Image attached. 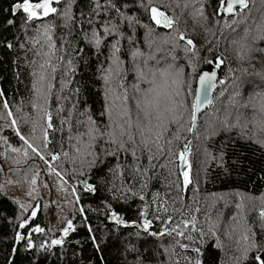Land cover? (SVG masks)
Instances as JSON below:
<instances>
[{
  "label": "trees",
  "instance_id": "1",
  "mask_svg": "<svg viewBox=\"0 0 264 264\" xmlns=\"http://www.w3.org/2000/svg\"><path fill=\"white\" fill-rule=\"evenodd\" d=\"M18 3L0 0V101L12 122L0 136L19 149L6 150L0 166L27 192L36 162L44 163L73 190L78 211L50 231L39 210L30 218L0 192V264H257L264 256V0H248L229 17L218 14L220 0H50L56 12L31 21L22 9L13 14ZM152 8L173 26L157 25ZM241 42L250 48L243 60ZM209 60L221 67L191 131L194 83L213 68ZM147 90L159 100L151 120L136 107ZM125 109L133 140L124 136L118 149L100 132L118 135Z\"/></svg>",
  "mask_w": 264,
  "mask_h": 264
},
{
  "label": "snow or ice",
  "instance_id": "2",
  "mask_svg": "<svg viewBox=\"0 0 264 264\" xmlns=\"http://www.w3.org/2000/svg\"><path fill=\"white\" fill-rule=\"evenodd\" d=\"M235 5H238L239 8L241 10H243V9L248 7V0H220V3H219V7L224 8V10L228 13L233 12ZM19 9H22L23 12H25L27 14L26 19L29 21L33 20L34 18H38L39 10H42V14L44 16H47L49 13L56 12L55 8L50 7V0H42L41 3H36V4H32L30 2V0H23V3H18L14 6L13 14H15V12ZM151 11H152V20L155 21V23L157 25H163L164 27H168V28H171L173 26V23H174L173 19L166 16L163 12H159L156 8H152ZM66 15H67V13H66ZM201 15H202V12H201ZM8 23L12 24L13 21L9 20ZM260 28L262 31H264V25H261ZM179 39L182 41L186 40V46H191L193 44L192 40L186 39V37L183 33H179ZM97 43H99L98 40H97ZM186 50H190V48L186 47ZM249 52H250L249 46H247L241 42L239 44L240 59L243 60L245 57H247L249 55ZM206 62L209 63L210 65H213L214 68L218 69L221 67L222 60H217L215 62L209 60ZM168 74L169 73H168L167 69L160 72L161 76H165ZM153 75H155V73H153ZM215 80H216V72L215 71H212L211 73L203 72L199 76V83L202 87H205V86L208 88L214 87L215 85H214L213 81H215ZM220 83H223V81H220ZM152 91H154V90H147L143 93L142 98L136 99V107L140 110V112L142 113L145 120H151L152 113L159 104L158 98L156 96L152 95ZM179 94L180 93L177 90L176 95H179ZM0 95H3V94L0 93ZM237 95H239V92H237ZM157 96H158V94H157ZM195 96H196V100L193 102V104L191 106L192 107L191 118H192L193 123L196 120V112L198 111V109L200 107V89L196 90ZM126 99H127V97H126ZM7 107H8V105L5 103V108H7ZM261 112L264 113V103H262V105H261ZM9 115H11V113H9ZM127 116H128V112H127V109H125L123 111L122 117H121L123 120V123H117L116 124V128L119 129L118 135L115 133V131L108 132V133H104L103 131L100 132L101 136L107 135L110 138V142L113 144H116L118 149H124V146L126 143V141L124 139H122L124 136H127L129 141L133 140V133H132V131L129 130L132 127V121L127 119ZM13 124H15V121H13ZM48 126L51 127V124H49ZM143 127H144L143 122L138 119L137 120V132L142 134L143 133ZM189 130H191V129H189ZM17 135H20V133L18 132ZM158 138H159V134H157V139ZM20 139L23 140L24 143L27 144L29 148H31L32 152L40 157V159H42V160L44 159V156L41 155V153L38 151V149L36 147H34L31 143H28V141L25 140L22 135L20 136ZM13 151H19V149H13ZM186 151H187V148H185V151H182L179 153V159L184 163H187V161L185 159ZM108 154L111 155V154H115V153H108ZM51 158L53 160L57 159V157L55 155H53ZM45 163H47L46 160H45ZM56 174L60 175L59 172H57ZM183 177H184V184H185V186H187V184L190 183L189 172L185 171L183 173ZM33 183H35L34 180H33ZM85 190L86 191H93L94 189L92 188L91 185L86 184ZM141 199H143V197H141ZM35 215H36V213H35V211H33L32 216H35ZM142 215H143V213H142ZM260 216L262 219H264V210L261 211ZM117 222L119 223L120 221L117 220ZM25 223H26V221H25ZM25 223H21L20 227L24 228ZM148 226H149V222L145 221V223L143 225L145 230L148 229ZM187 226H188L187 223H185V227H187ZM70 228H71V222L69 221L68 228L64 229L65 235H67ZM32 231L41 232V231H43V229L36 227V228L32 229ZM170 231L175 232L176 229H171ZM176 234L179 236L185 235L183 232H176ZM187 238L191 239V237H187ZM20 239H22V237L19 233H17L16 240L19 241ZM245 239H247V237H245ZM61 242H62L61 240H53L52 241L53 244H60ZM28 246L29 247L32 246L30 240L28 242ZM180 247L186 248L187 246L181 244ZM253 247H254V245H253ZM195 251L197 253H199L200 249L197 248V249H195ZM255 259L257 261V264H264V256L257 255ZM186 264H200V261H199V259H196L195 262H193L192 260L187 259Z\"/></svg>",
  "mask_w": 264,
  "mask_h": 264
},
{
  "label": "rangeland",
  "instance_id": "3",
  "mask_svg": "<svg viewBox=\"0 0 264 264\" xmlns=\"http://www.w3.org/2000/svg\"><path fill=\"white\" fill-rule=\"evenodd\" d=\"M41 15H43L42 10H39L38 16ZM11 128L9 114L0 101V133L4 129ZM13 149L15 148L9 146L0 136V158L6 150L13 151ZM7 170L8 168L0 166V192L14 199L23 210L29 211L30 218L34 217L33 211L36 213L39 210L48 230L53 231L61 223L65 213L78 211L74 204L73 190L64 186L61 177L49 170L44 163L36 162L27 192L17 190L16 184L6 177Z\"/></svg>",
  "mask_w": 264,
  "mask_h": 264
},
{
  "label": "water",
  "instance_id": "4",
  "mask_svg": "<svg viewBox=\"0 0 264 264\" xmlns=\"http://www.w3.org/2000/svg\"><path fill=\"white\" fill-rule=\"evenodd\" d=\"M218 14L219 15H223L225 17H229V16H233L235 14V11L237 9H240L238 5H235L234 6V10L232 13H228L224 10V8L222 7H219L218 8ZM163 28H168V27H164L163 25H161ZM217 68H213L210 70V71H203V72H209L211 73L212 71H215L216 72V80L213 81L214 85L216 84L217 82ZM203 72L199 73L196 80H195V83H194V90H193V102L196 100V96H195V93H196V90L197 89H200V107L198 109V111L196 112V120L195 122L193 123L192 119H191V131L194 130L195 126H196V123H197V119H198V116L200 114H202L211 104V100H212V96H213V92H214V89H215V86L212 87V88H208V87H202L199 83V76L200 74H202ZM193 104V103H192ZM183 151H185V148L183 149ZM186 154H187V151H186ZM179 170H183L185 168V163L182 162L180 159H179V166H178ZM264 210V209H263ZM261 213V212H260ZM261 217V216H260Z\"/></svg>",
  "mask_w": 264,
  "mask_h": 264
}]
</instances>
